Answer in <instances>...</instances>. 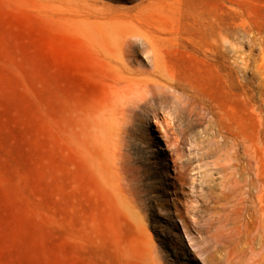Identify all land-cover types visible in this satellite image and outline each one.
Instances as JSON below:
<instances>
[{
	"label": "rangeland",
	"instance_id": "1",
	"mask_svg": "<svg viewBox=\"0 0 264 264\" xmlns=\"http://www.w3.org/2000/svg\"><path fill=\"white\" fill-rule=\"evenodd\" d=\"M117 32L185 96L119 101ZM263 204L264 0H0V264H264Z\"/></svg>",
	"mask_w": 264,
	"mask_h": 264
},
{
	"label": "bare ground",
	"instance_id": "2",
	"mask_svg": "<svg viewBox=\"0 0 264 264\" xmlns=\"http://www.w3.org/2000/svg\"><path fill=\"white\" fill-rule=\"evenodd\" d=\"M98 40L101 43L98 42ZM175 40L176 38L169 36L163 37L160 35H143L139 33L132 34L128 32H117L114 34L97 37L96 43L102 44L101 49H103L105 52L110 53L115 58L114 67H116L118 74L122 78L123 84L117 87V99L119 101L121 100L120 98H125L128 100L130 99L134 100V104L138 105V102L142 103L148 102L149 100H155L157 97L163 94L185 96V90L181 87V83L176 79L174 75H172V73H170L169 67L166 64L168 62V52L170 53L179 50L180 46L175 42ZM138 44L142 46L146 45L149 47L150 67H148L147 69L141 67L140 64L136 60H134V47ZM192 48L194 50L203 49L201 46L196 45H193ZM225 50L226 42L223 39L222 52H225ZM131 61H133L139 67L136 69L130 68L128 66V63H130ZM191 108L192 107H190V109ZM251 159H253V157ZM244 181L245 179L241 174H239L238 177H235L232 180L230 178L224 180L225 183L233 182L239 186H243L245 184Z\"/></svg>",
	"mask_w": 264,
	"mask_h": 264
}]
</instances>
